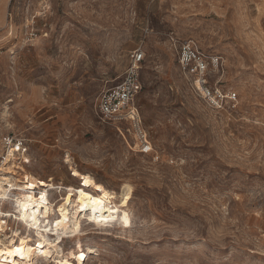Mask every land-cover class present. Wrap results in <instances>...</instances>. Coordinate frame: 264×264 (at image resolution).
<instances>
[{"label": "rangeland", "instance_id": "374dc122", "mask_svg": "<svg viewBox=\"0 0 264 264\" xmlns=\"http://www.w3.org/2000/svg\"><path fill=\"white\" fill-rule=\"evenodd\" d=\"M188 40L219 57L212 83L237 93V110L194 92L177 60ZM136 50L158 159L127 124L97 115ZM7 139L27 148L19 178L77 190L89 174L118 196L132 188V226L84 219L66 255L89 246L85 264H264V0H0V163Z\"/></svg>", "mask_w": 264, "mask_h": 264}, {"label": "bare ground", "instance_id": "6f19581e", "mask_svg": "<svg viewBox=\"0 0 264 264\" xmlns=\"http://www.w3.org/2000/svg\"><path fill=\"white\" fill-rule=\"evenodd\" d=\"M18 150L9 149L0 163V199L15 191V203L10 207L20 214L30 229L23 234L17 233L11 240L0 242V264H37L40 257L52 259L57 264H71L73 259L77 264H85L93 248L88 246L66 255L62 246L65 238L77 240L84 234V219L96 226L115 223L124 231L132 226L129 204L133 191L130 185H123L118 196L89 174L82 176L83 187L77 190L73 185L56 186L29 175L19 178L18 170L24 171V168L17 164ZM52 186L65 191L67 196L62 197L61 194L58 202L50 200L47 188ZM37 190L40 194H36Z\"/></svg>", "mask_w": 264, "mask_h": 264}, {"label": "built area", "instance_id": "2783aa9c", "mask_svg": "<svg viewBox=\"0 0 264 264\" xmlns=\"http://www.w3.org/2000/svg\"><path fill=\"white\" fill-rule=\"evenodd\" d=\"M145 60V54L136 50L131 54L130 65L124 78L117 85L104 90L97 101V115L104 123L127 124L128 132L132 134L135 145L140 153H155L151 138L143 125L137 97L142 90L140 66ZM177 60L182 74L190 81L194 92L210 108L216 111H235L238 108V95L218 84L212 83V74L219 68L218 56L203 52L193 40L180 42L177 47ZM120 130V129H119ZM7 148L20 147L19 158L22 163L27 148L21 141L13 143L6 141ZM158 159V155L155 153ZM18 193V192H17ZM53 193L60 195L58 188H47V196L52 200ZM15 191H10L7 198L0 199V242L11 240L17 233L23 234L30 229L16 210L11 209L15 203ZM36 194H40L37 190ZM40 197V195H39ZM57 200V199H56Z\"/></svg>", "mask_w": 264, "mask_h": 264}, {"label": "snow or ice", "instance_id": "6c2138e0", "mask_svg": "<svg viewBox=\"0 0 264 264\" xmlns=\"http://www.w3.org/2000/svg\"><path fill=\"white\" fill-rule=\"evenodd\" d=\"M57 223H59V221H57Z\"/></svg>", "mask_w": 264, "mask_h": 264}]
</instances>
